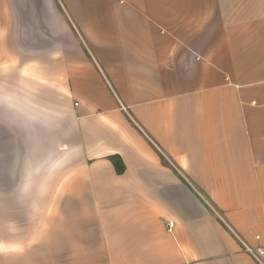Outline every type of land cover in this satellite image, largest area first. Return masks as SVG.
<instances>
[{
    "label": "crops",
    "instance_id": "0c3cea01",
    "mask_svg": "<svg viewBox=\"0 0 264 264\" xmlns=\"http://www.w3.org/2000/svg\"><path fill=\"white\" fill-rule=\"evenodd\" d=\"M259 247L264 0H0V264Z\"/></svg>",
    "mask_w": 264,
    "mask_h": 264
},
{
    "label": "built area",
    "instance_id": "2783aa9c",
    "mask_svg": "<svg viewBox=\"0 0 264 264\" xmlns=\"http://www.w3.org/2000/svg\"><path fill=\"white\" fill-rule=\"evenodd\" d=\"M174 227V222L173 221H168V231H172ZM259 238V237H258ZM248 250L256 257V259L263 264V257H264V249L262 247H259L257 249L253 248H248Z\"/></svg>",
    "mask_w": 264,
    "mask_h": 264
},
{
    "label": "trees",
    "instance_id": "16d2710c",
    "mask_svg": "<svg viewBox=\"0 0 264 264\" xmlns=\"http://www.w3.org/2000/svg\"><path fill=\"white\" fill-rule=\"evenodd\" d=\"M151 142L155 145V147L157 149H159V147L153 142V140H151ZM111 160L113 161V164H114L117 172L118 173H123L124 170H125V165H124L123 161L118 156H112Z\"/></svg>",
    "mask_w": 264,
    "mask_h": 264
},
{
    "label": "rangeland",
    "instance_id": "374dc122",
    "mask_svg": "<svg viewBox=\"0 0 264 264\" xmlns=\"http://www.w3.org/2000/svg\"><path fill=\"white\" fill-rule=\"evenodd\" d=\"M37 239V237H35V240ZM36 255H37V259L35 258V264H40V262H41V260H40V258L43 256V253L42 252H37L36 253ZM44 255H46V253L44 254ZM40 260V261H36V260Z\"/></svg>",
    "mask_w": 264,
    "mask_h": 264
}]
</instances>
